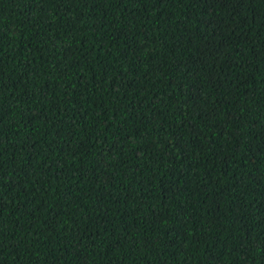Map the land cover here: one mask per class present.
I'll list each match as a JSON object with an SVG mask.
<instances>
[{
	"label": "trees",
	"instance_id": "trees-1",
	"mask_svg": "<svg viewBox=\"0 0 264 264\" xmlns=\"http://www.w3.org/2000/svg\"><path fill=\"white\" fill-rule=\"evenodd\" d=\"M0 264H264V0H0Z\"/></svg>",
	"mask_w": 264,
	"mask_h": 264
}]
</instances>
